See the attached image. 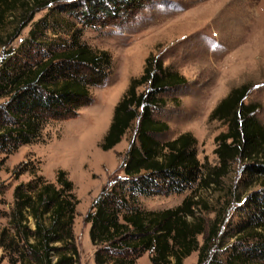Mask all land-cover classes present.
<instances>
[{"label":"trees","instance_id":"obj_1","mask_svg":"<svg viewBox=\"0 0 264 264\" xmlns=\"http://www.w3.org/2000/svg\"><path fill=\"white\" fill-rule=\"evenodd\" d=\"M145 1L0 0V154L7 157L38 143L47 125L73 119L92 104L91 89L106 85L112 58L88 46L82 30L119 11L134 14ZM42 11L45 15L33 21ZM29 25L26 38L12 46ZM186 85L182 75L149 54L141 75L130 79L114 106L99 149L112 150L133 125L135 135L121 164L123 177L101 190L84 219L95 264H136L145 253L150 264H183L194 252L197 264H264V126L257 118L259 107L245 103L247 84L231 88L208 116L209 122L225 126L214 138L217 163H201L191 133L158 139L169 130L154 117L166 106L163 95ZM235 164L243 175V190L238 195L235 187L229 190L240 204V219L232 223L227 221L231 203H204L196 190L223 187ZM36 170L29 171L30 182L13 190L0 249L9 264H80L73 184L63 170L57 171L55 183ZM186 191L192 192L172 209L149 211L138 203L140 197ZM225 239L232 240L228 247L221 244Z\"/></svg>","mask_w":264,"mask_h":264},{"label":"rangeland","instance_id":"obj_2","mask_svg":"<svg viewBox=\"0 0 264 264\" xmlns=\"http://www.w3.org/2000/svg\"><path fill=\"white\" fill-rule=\"evenodd\" d=\"M144 3V8L134 14L119 11L113 19L100 20L94 27L82 30V40L88 46L105 50L112 58L106 85L91 89L92 104L80 109L73 119L47 125L38 143L22 146L7 157L0 154V161L4 160L0 167V230L7 226L4 214L13 203L15 186L33 179L29 172L32 167L36 166L37 174L51 183H55L57 171L63 170L78 200L73 234L79 263L95 264L94 248L88 237L89 224L84 219L101 190L123 177L121 164L133 141L135 125L112 150L103 152L99 144L114 106L130 79L141 75L149 54L187 80L186 86L163 95L166 106L154 114L169 127L158 137L160 141L189 132L197 140L199 161L203 163L206 159L209 165H215L214 138L225 131V126L217 121L209 122L208 116L231 88L242 84L250 87L245 103L258 105L257 118L264 126V0H146ZM45 13L36 14L33 21ZM30 27L21 32L12 46L26 38ZM19 169L26 170L20 173ZM242 177L239 164H235L222 180L223 187L209 191L197 189L196 195L211 205L228 201L231 210L227 221L238 222L240 204L231 199L229 190L235 187L234 193L238 195L243 190L239 182ZM191 192L140 197L138 203L149 211L172 209ZM198 240L201 243L202 237ZM231 242L225 239L221 244L226 247ZM219 255L222 261L224 254ZM197 256V252L192 253L183 264H197ZM0 264H9L2 249ZM136 264H150L148 253Z\"/></svg>","mask_w":264,"mask_h":264}]
</instances>
